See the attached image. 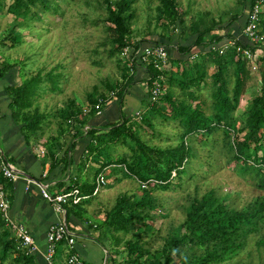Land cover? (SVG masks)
<instances>
[{
	"label": "trees",
	"instance_id": "16d2710c",
	"mask_svg": "<svg viewBox=\"0 0 264 264\" xmlns=\"http://www.w3.org/2000/svg\"><path fill=\"white\" fill-rule=\"evenodd\" d=\"M52 1L8 2L6 11L14 16L13 28L23 24L22 21L27 17L30 6L39 7L34 12L37 15L39 11L49 8ZM133 1L105 0L107 7L105 24L111 34L110 55L120 54L126 46L137 50L142 43L131 42L132 15L129 9ZM254 1L239 0L237 11H231L226 21L219 17L217 20L208 19L207 22L200 17L198 20H191L190 25L187 26L184 21L179 20L181 27L173 45L177 51V58L173 60L171 58L168 71L166 67L161 70L156 68L153 58H149L144 65L147 72L146 89L151 87L155 80L164 87V91L152 103L149 92H145L146 104H148L144 111L135 112L130 117H126L123 111L124 96L135 84L134 73L131 70L133 66L131 68L127 66V60L123 57L121 58L122 80L105 83L99 96L90 95L87 111L83 112L85 106L74 103L64 104L63 108L57 111L59 135L69 130L78 132L82 128L90 137L85 152L88 155L97 152L96 148H102L105 154L110 155L107 146L111 143L128 144L132 155L129 158L130 164L128 166L125 164L126 170L138 176L142 182L154 180L147 183V188L143 189L140 197L131 200L125 195L119 198L98 225V230L131 232L123 245L127 257L118 262H115L116 259L113 257V264H228L234 256L244 250L252 234H256L255 244L258 251H264V193L246 202L243 207L224 204L226 194L220 195L213 189L199 196H191L184 205V219L177 226L168 229L167 234L162 236L163 243L160 246L152 248L151 242L154 237L146 238L151 230H158L154 228L153 213H158L162 207L152 195V191L155 187H164V189L171 187L172 181L185 173L192 152L190 148L192 135L194 139L198 138L202 141L201 138L204 139L205 134H211L212 147L216 148L218 153L226 155L228 161L234 163L235 170L239 174H247L256 184L264 186V170L259 169V167L264 169V67L263 63L259 65L260 61L264 60V44L250 45L247 41L243 42L235 37L230 31H224L242 16L243 25L244 10L252 6ZM161 2L162 7L158 8L159 15L176 14L178 1L161 0ZM5 5L6 0H0V9ZM258 26V33L264 34V10L259 14ZM163 28L167 31L166 26ZM216 30L223 33H215ZM7 35H10V31ZM161 35L158 34L164 41L149 40L147 43L165 42L169 54L171 47L168 44L172 41ZM190 37L193 39L187 42ZM226 38L232 39L234 44L228 46L222 53L215 48L205 50L207 45L218 44ZM11 40L15 42L14 37ZM193 46H201L204 49L202 54H199V61H189L188 54ZM237 46L247 47L252 51L257 49L262 53L256 55L255 69L251 70V65L241 56ZM118 59L120 60L119 57ZM14 68H16L15 63L0 61V78H4ZM250 70H257L260 86L258 93L244 107V120H240L235 115V111L241 105L240 101L250 78ZM46 75L55 86L51 73ZM42 80L41 72L36 71L33 75L25 76L20 83L5 85V90L11 99L12 116L20 119L23 135L27 134L25 136L27 138L28 135H35L41 131L44 114L33 106V100ZM173 86H177L180 92L176 93L172 89ZM204 88L208 89L210 96L208 105L200 97V91ZM111 91L109 99L113 100L116 97L118 118L103 126H87V118H92L97 111L105 108L108 103L107 93ZM137 115L139 118L136 120L140 121L132 122ZM156 116L164 121H173L179 127V141L175 145L164 148L152 146L142 140L138 130L133 126L139 124L152 128L151 120ZM218 135L221 136V141L217 143ZM27 138L25 139L28 141ZM53 140H57V136H53ZM73 146L74 142L70 141L69 146L64 149L65 164L68 161V149ZM48 151L55 155L50 147ZM59 162L61 161L54 160V165ZM108 163L109 161H103L99 170ZM72 182L73 187L78 184L76 180L72 179ZM93 185H81L80 188L78 187L79 194L91 195ZM134 230H143V234L137 236ZM116 254L119 255V252ZM7 259L15 263L23 261V264H31L32 255L27 254L20 246L19 240L10 229H7L0 214V264ZM246 264H250V260Z\"/></svg>",
	"mask_w": 264,
	"mask_h": 264
},
{
	"label": "rangeland",
	"instance_id": "374dc122",
	"mask_svg": "<svg viewBox=\"0 0 264 264\" xmlns=\"http://www.w3.org/2000/svg\"><path fill=\"white\" fill-rule=\"evenodd\" d=\"M10 1L7 0V2ZM176 1L179 6L176 9V14L172 16L166 13L159 15L158 8L162 7L161 0L133 1L129 9L132 15L131 42H142L137 55L149 40L164 41L159 38L158 34L169 38L172 42L168 46L172 47L180 31L179 20L184 21L187 26L190 25L191 20L195 21L200 17L207 22L208 19L217 20L219 17L226 21L231 11H237L239 0ZM38 8L30 6L27 17L22 21L23 24L14 28V16L11 13L1 16L0 30L6 31L5 34L10 31V35H7L6 42L0 45V54L6 61L16 64V78L19 81L27 75H33L36 71L41 72L43 80L37 88L33 106H36L38 111L44 114L41 130L43 137L48 139L49 134L58 133L57 111L63 108L64 104H80L85 106L87 111L90 105V95L99 96L105 83L122 80L121 58L125 56L123 53L110 55L111 34L105 24L107 15L105 0H53L49 8L39 11L36 15L34 12ZM242 21L243 16L233 24L239 22L241 24ZM164 26L167 31L163 28ZM230 27L231 25L224 31ZM2 36L3 33L0 41H2ZM12 37L15 38V42L12 41L13 39L11 40ZM192 39L193 37H190L187 42ZM183 42L185 43V41ZM203 50H200L199 54H202ZM261 63L264 67V60H261L259 65ZM169 67L170 64L166 67V71ZM133 69L135 67H132L131 70ZM251 70L245 93L240 101L241 105L235 111V115L240 120H244V107L258 93L260 86L257 70ZM47 73H51V78L55 80V86L52 85ZM140 86L143 87L141 83ZM172 89L176 93L180 92L177 86H173ZM110 94L112 91L107 93L108 103L102 114L95 115L90 119L101 118L108 112V108L112 105V99H109ZM200 94V97L208 105L210 102L208 89H202ZM113 100H116V97ZM146 105V101H144L140 107L141 112L145 110ZM137 118L139 115L132 122L140 121L136 120ZM87 119L89 122L90 119ZM151 122L152 128L132 123L142 140L159 148L175 145L179 141L178 132L180 129L173 121H164L156 116ZM94 125L103 126L98 123ZM63 128L65 127L63 126ZM204 137L206 139L201 138L204 142L198 138L194 139V135L190 137L192 152L185 173L175 178L171 187L167 189L155 187L152 191V195L162 205L158 213H153L154 228H158V230H151L146 237H154L151 242L152 248L163 243L162 236L167 234L168 229L182 222L185 216L184 205L187 204L188 198L191 196H199L207 190L213 189L220 195L226 194L224 197L226 200H223L224 204L243 207L246 202H250L264 193V186L256 184L247 174H239L235 170L234 163L228 161L226 155L218 153L216 148L212 147L213 137L211 134H205ZM217 140V143L221 141L220 135L217 136ZM128 146V144L111 143L107 146L110 155L105 154L102 148H96L97 152L94 158L98 159L87 168L89 174L92 175L99 171L101 172L99 174H103L106 179L97 195V198L100 199L105 197L101 203L105 211L119 198L127 195L133 200L134 197H140L143 189L147 188V186L144 188L141 186L142 180L138 176L126 170L125 164L127 166L130 164L129 158L132 155ZM98 160L109 161V163L99 170L100 162ZM259 169L264 170L261 167ZM117 170L123 178H115L114 171ZM94 219L97 220V218ZM137 236H140V232ZM255 236L256 234L250 236L244 250L234 256L228 264H246L248 260H250V264H264V251H258ZM3 264L16 263L7 259Z\"/></svg>",
	"mask_w": 264,
	"mask_h": 264
},
{
	"label": "crops",
	"instance_id": "0c3cea01",
	"mask_svg": "<svg viewBox=\"0 0 264 264\" xmlns=\"http://www.w3.org/2000/svg\"><path fill=\"white\" fill-rule=\"evenodd\" d=\"M7 5L6 0V5L0 9V18L3 14L7 16ZM240 22L232 24L228 31L246 42ZM2 33L3 38L0 45L7 40L6 31L0 30V37ZM225 40L227 38L223 41ZM196 47L201 48V46ZM176 52L175 46L169 49L170 60L177 58ZM2 60L5 59L0 54V61ZM132 71L135 84L128 89L125 96L123 111L126 117L141 111L140 107L146 101L145 78L147 72L143 65L135 67ZM23 78L20 81L16 78L15 68L10 70L4 78H0V152L17 174L15 179H9L2 175L0 169V184L10 202V217L15 224L20 223L25 226L38 248L37 251L30 253L32 255L31 264H47L44 259L47 245L46 233L50 225L57 224L59 221H64L67 224L74 237V242L70 245L66 238L57 242L53 258L54 264H68L67 259L73 254L77 256L79 264H113V257L116 259L115 262L125 259L127 254L123 246L124 240L129 237L128 234L131 232L97 229L113 204L106 211L103 210L101 203L105 197L97 198L101 190L95 194L93 192L97 174L101 172L96 171L92 175L87 172L91 163L98 159L94 158L96 152L90 155L85 153L90 137L85 134L82 128L78 132L65 131L62 135L59 133L49 134L48 139L43 137L42 130L35 135H28V138L25 137L27 134L23 135L20 119H15L12 116L11 99L5 90L7 83H20ZM140 83L143 85L142 88ZM111 102L112 105L108 108V112L101 118L90 119L87 126H95L96 123L103 125L115 121L119 115L118 106L115 100H111ZM102 111L103 109L96 115L100 116ZM53 136H57V140H53ZM70 141L74 142V146L68 149V161L65 164L63 152L66 146H69ZM49 147L55 155L48 151ZM56 159L61 162L54 165ZM82 160L83 163H81ZM99 162L102 165L103 161ZM114 175L115 178L122 177L118 170L114 171ZM71 178L78 181V184L74 185L76 188L95 183L91 195L78 203L63 204L62 210H57L52 202L40 195L41 185L53 194L71 190L73 188ZM94 218H97L98 221ZM5 226L11 230L6 224ZM133 232L136 235L139 232L140 235L143 234V230H134ZM116 252H119V255ZM20 263L23 264V261L16 264Z\"/></svg>",
	"mask_w": 264,
	"mask_h": 264
},
{
	"label": "built area",
	"instance_id": "2783aa9c",
	"mask_svg": "<svg viewBox=\"0 0 264 264\" xmlns=\"http://www.w3.org/2000/svg\"><path fill=\"white\" fill-rule=\"evenodd\" d=\"M264 5V0H255L252 6L246 8V12L244 13L245 22L242 25V34L246 38L247 42L250 45H254L255 43H259L260 45L264 44V34L258 33V21L259 14L261 13ZM215 33H223V31L216 30ZM234 41L232 39H227L225 41H221L218 44H209L206 49L215 48L218 49L219 53H222L228 46L233 45ZM140 48V47H139ZM134 50L130 46H126L121 53L124 54V58L128 61V66L131 68L145 65L148 62L149 58H153L154 66L159 68V70L167 67L169 64V54L168 49L164 43L154 44L152 42L146 44L141 50L140 54L137 55L139 51ZM203 47L197 48L196 46L189 51L188 58L189 61H199V52ZM238 51L241 52V56L245 58L248 63L251 65L252 70L256 68V55H258V50L252 51L247 47H236ZM205 49V50H206ZM136 63H134L135 61ZM160 77V76H159ZM147 91L149 92L150 102H154L158 99V96L164 91V87L161 86L158 80L153 81L151 87H147ZM84 112L86 109L83 110ZM101 111H97L99 114ZM0 169L2 175L9 179H15L17 174L13 169L12 165L9 164L1 155L0 152ZM154 181V180H153ZM152 180L143 181L142 187H146L148 182H153ZM106 182V179L103 174H98L96 177V185L94 188V194L97 193L100 188ZM41 185V184H40ZM40 195L52 202L54 207L57 210L63 209V204L72 202L78 203L80 200L87 198V195L79 194L78 188L73 187L71 190L61 193H51L46 187L41 185ZM9 199L7 198L3 187L0 184V214L5 222V224L11 228L14 236L19 240L20 246L25 249L27 254L33 253L38 250L37 246L34 243L33 238L29 234L28 230L25 228L23 224H15L12 218L9 215ZM66 238L70 245L74 242V237L68 228L67 224L64 221H59L57 224H52L48 227L46 233L47 245L44 251V259L47 264H54L53 258L55 255L57 242L61 239ZM68 264H79V260L75 254L71 255L67 259Z\"/></svg>",
	"mask_w": 264,
	"mask_h": 264
}]
</instances>
